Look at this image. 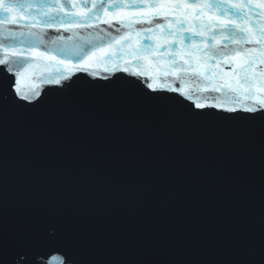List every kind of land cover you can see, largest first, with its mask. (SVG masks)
I'll return each instance as SVG.
<instances>
[{
	"label": "water",
	"instance_id": "water-1",
	"mask_svg": "<svg viewBox=\"0 0 264 264\" xmlns=\"http://www.w3.org/2000/svg\"><path fill=\"white\" fill-rule=\"evenodd\" d=\"M4 67L0 81L40 90L28 103L0 88V223L29 264L55 251L77 264H264V128L193 118L127 74L107 84L102 65L69 87Z\"/></svg>",
	"mask_w": 264,
	"mask_h": 264
},
{
	"label": "snow or ice",
	"instance_id": "snow-or-ice-1",
	"mask_svg": "<svg viewBox=\"0 0 264 264\" xmlns=\"http://www.w3.org/2000/svg\"><path fill=\"white\" fill-rule=\"evenodd\" d=\"M0 16V65L15 77L40 71L44 82L68 81L62 87H69L76 72L95 76L92 66L102 65L107 84L121 81L117 73L127 74L134 81L122 83L138 84L148 90L143 93L147 98L170 100L193 118L216 113L225 121L264 128V67L256 68L264 65V3L0 0ZM254 17L252 31L248 22ZM6 23L19 24L20 30L5 29ZM48 29L57 35L46 41ZM87 29H95V35L80 34ZM61 31L72 35L65 37ZM145 39L152 42H140ZM241 53L243 59L238 60ZM226 63L232 64L230 73L224 71ZM189 82H195L196 89L188 87ZM0 88H6L13 101L31 103L40 95L38 87L21 88L15 79L0 81ZM16 247L0 223V264H29L27 251ZM48 264L77 260L70 252L55 251Z\"/></svg>",
	"mask_w": 264,
	"mask_h": 264
}]
</instances>
